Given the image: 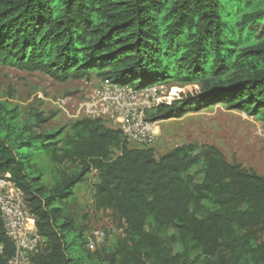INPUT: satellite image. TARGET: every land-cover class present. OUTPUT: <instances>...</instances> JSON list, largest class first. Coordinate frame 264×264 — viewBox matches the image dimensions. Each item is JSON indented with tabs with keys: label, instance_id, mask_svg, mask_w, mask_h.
I'll list each match as a JSON object with an SVG mask.
<instances>
[{
	"label": "trees",
	"instance_id": "trees-1",
	"mask_svg": "<svg viewBox=\"0 0 264 264\" xmlns=\"http://www.w3.org/2000/svg\"><path fill=\"white\" fill-rule=\"evenodd\" d=\"M0 64L60 82L191 85L148 121L214 103L264 120V0H0ZM51 116L21 117L0 99V175L23 192L41 239L30 264H264V176L215 145L156 155L102 117L43 128ZM93 170L94 207L121 227L108 253L87 247L67 207ZM14 253L0 211V264Z\"/></svg>",
	"mask_w": 264,
	"mask_h": 264
},
{
	"label": "rangeland",
	"instance_id": "rangeland-1",
	"mask_svg": "<svg viewBox=\"0 0 264 264\" xmlns=\"http://www.w3.org/2000/svg\"><path fill=\"white\" fill-rule=\"evenodd\" d=\"M261 27L262 24L256 25V31H260ZM101 86L102 80L95 75L90 79H69L60 82L38 71L27 72L0 64V99L15 105L21 117H29L33 111L40 112L44 117L53 115L49 121L42 124L46 129L60 127L85 116L82 106L97 99ZM181 86L176 82L152 84L147 87L151 94L141 98L155 105L173 91L178 92L191 85ZM152 107L153 105L147 110ZM100 117L109 126L118 127L107 115ZM158 127L159 132L154 140L145 145L152 147L156 155L189 142L198 146L211 144L217 146L229 162L239 163L264 176V120L257 116L214 103L182 117L161 120ZM96 173L97 171L93 170L85 180L74 187L67 207L74 222L83 227L84 236L95 230L104 231L105 236L99 247H104L105 253H108L118 242L121 227L111 211L94 207L93 182ZM45 179L49 180L50 177ZM102 244L104 245L101 246Z\"/></svg>",
	"mask_w": 264,
	"mask_h": 264
},
{
	"label": "built area",
	"instance_id": "built-area-1",
	"mask_svg": "<svg viewBox=\"0 0 264 264\" xmlns=\"http://www.w3.org/2000/svg\"><path fill=\"white\" fill-rule=\"evenodd\" d=\"M149 90L103 80L97 99L84 103L83 112L90 117L107 115L118 125L127 141L148 145L159 132V121H148L145 116L148 107L154 106L141 98L151 94ZM0 211L5 233L15 246L8 264H30L29 256L37 251L41 239L24 202V194L9 179V174L0 176ZM104 236L103 230L93 231L87 235V247L95 250Z\"/></svg>",
	"mask_w": 264,
	"mask_h": 264
},
{
	"label": "water",
	"instance_id": "water-1",
	"mask_svg": "<svg viewBox=\"0 0 264 264\" xmlns=\"http://www.w3.org/2000/svg\"><path fill=\"white\" fill-rule=\"evenodd\" d=\"M98 172L95 174V181H94V183H96V184H98L100 181H99V179H98Z\"/></svg>",
	"mask_w": 264,
	"mask_h": 264
}]
</instances>
